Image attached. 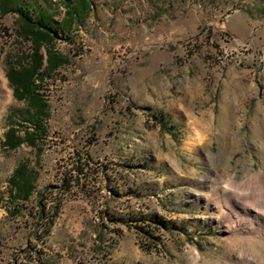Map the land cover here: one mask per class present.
<instances>
[{"label":"rangeland","instance_id":"374dc122","mask_svg":"<svg viewBox=\"0 0 264 264\" xmlns=\"http://www.w3.org/2000/svg\"><path fill=\"white\" fill-rule=\"evenodd\" d=\"M87 16L54 42L68 63L42 86L37 152L2 147L9 113L25 108L8 61L31 47L17 15H0V103L12 99L0 107V264H264V235L251 257L211 203L264 176V0H92ZM21 162L39 178L14 215Z\"/></svg>","mask_w":264,"mask_h":264},{"label":"trees","instance_id":"16d2710c","mask_svg":"<svg viewBox=\"0 0 264 264\" xmlns=\"http://www.w3.org/2000/svg\"><path fill=\"white\" fill-rule=\"evenodd\" d=\"M51 10L45 9L40 0H0V15L10 13L18 17V38L27 42L31 49L21 57L18 63L8 61L7 79L14 91V97L25 103L23 110H12L8 117V129L5 132L2 147L15 150L26 144L40 151L41 140L48 133L45 126L49 117V104L42 93V86L68 60L54 48V42L60 38H69L74 26L83 23L91 11L92 0H61L48 3ZM64 9V19L59 23L53 13L58 7ZM57 7V9H56ZM44 48L45 54L42 53ZM160 124L171 132L161 119ZM20 132L24 135L21 136ZM39 178L37 164L21 162L9 179V200L15 208L12 214L18 215L19 203H25L33 195ZM45 209H39V218L44 217ZM49 220L48 228L53 225ZM154 222V221H153ZM149 225L158 232V226ZM158 224V223H157ZM166 229L165 225H163ZM152 237V236H151ZM158 239V237H153Z\"/></svg>","mask_w":264,"mask_h":264},{"label":"bare ground","instance_id":"6f19581e","mask_svg":"<svg viewBox=\"0 0 264 264\" xmlns=\"http://www.w3.org/2000/svg\"><path fill=\"white\" fill-rule=\"evenodd\" d=\"M0 79H2L1 76ZM11 100V95L6 93L0 103V107L2 105L4 107H7ZM237 185L234 181L228 182L226 184V190L220 191V193H214L215 197L212 196L213 200H211L213 202L211 203H213L217 207V211L219 212L224 222H226V226L229 228V231L232 232L231 229L235 227V224H237V229L235 228V230L239 232V235L231 237V241L239 244L245 243L246 252H249L251 257H257L259 255L255 250L254 245L257 243V239H259L260 236L264 235V226H255L251 220H248L246 218V214H248L250 210H253L260 216V221H264V218H261V216L264 217V176L262 177L259 175V177H257L256 174L249 173L245 183H238ZM239 187H241L242 189H240ZM225 208L228 210L227 212ZM246 256L245 258H242V256L241 258L239 257L240 259H237V262L235 264H256L255 262H253L252 258L246 259Z\"/></svg>","mask_w":264,"mask_h":264}]
</instances>
